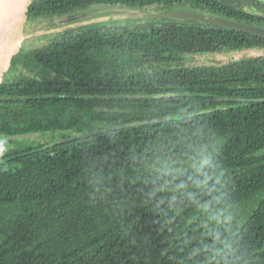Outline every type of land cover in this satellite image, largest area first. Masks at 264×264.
<instances>
[{"label": "trees", "instance_id": "16d2710c", "mask_svg": "<svg viewBox=\"0 0 264 264\" xmlns=\"http://www.w3.org/2000/svg\"><path fill=\"white\" fill-rule=\"evenodd\" d=\"M97 4L264 26V0H31L26 18ZM114 24L51 35L2 77L0 136H80L0 154V264H264V55L187 64L264 38Z\"/></svg>", "mask_w": 264, "mask_h": 264}, {"label": "rangeland", "instance_id": "374dc122", "mask_svg": "<svg viewBox=\"0 0 264 264\" xmlns=\"http://www.w3.org/2000/svg\"><path fill=\"white\" fill-rule=\"evenodd\" d=\"M151 12V11H149ZM127 12V7L120 5H93L86 9H76L68 13H64L55 16L48 20H37L34 23L27 25V30H21L22 34H29L28 38L22 41V52L31 51L41 47L45 41L51 36V33H44L43 31L49 28H55L69 23H77L82 20H93L96 22H91L88 24L100 25L102 27H114L116 26L114 22L123 20H143L141 18H132ZM88 25H83L87 27ZM81 27V26H80ZM77 28V27H76ZM83 28V27H82ZM264 55V48H245L240 50L224 51L223 53H207L204 55H192L188 58L189 65H209L220 62L226 63L234 61L235 59L251 58ZM17 73H21V69L17 66ZM77 134H71L70 130L60 131V130H48L45 132H37L24 134L14 137H4L0 136V154L12 150L13 148H19L24 146H36L38 144H52L62 140L72 139L76 137Z\"/></svg>", "mask_w": 264, "mask_h": 264}, {"label": "water", "instance_id": "95a60500", "mask_svg": "<svg viewBox=\"0 0 264 264\" xmlns=\"http://www.w3.org/2000/svg\"><path fill=\"white\" fill-rule=\"evenodd\" d=\"M30 2L31 0H0V82L2 81L3 74L10 66L12 58L19 52L22 41L29 36V34L21 33V27L26 20V13ZM127 12L130 14L129 16L135 19H180L194 21L264 38V26L188 8H172L158 12H149L139 8L127 7ZM91 22H96V19H86L77 23L64 24L55 28H49L43 32H62L71 28L88 25Z\"/></svg>", "mask_w": 264, "mask_h": 264}, {"label": "flooded vegetation", "instance_id": "af4514ba", "mask_svg": "<svg viewBox=\"0 0 264 264\" xmlns=\"http://www.w3.org/2000/svg\"><path fill=\"white\" fill-rule=\"evenodd\" d=\"M30 24H32L31 23V21H28L27 20V18H26V20H25V22L23 23V25H22V27H21V30L23 31V30H27V25H30ZM95 25V24H94ZM94 25H90V26H94ZM89 26V25H88ZM82 27H85V26H81V27H77V28H71V29H68V30H65V31H62V32H55V33H51V35H54V34H56V33H64V32H69V30H73L74 32L73 33H70L69 35L68 34H66V35H63L64 37H69V39H75V37L79 34V33H81V31H83V30H81L80 28H82ZM77 29H80L81 31L80 32H76L77 31ZM86 31V30H85ZM48 40V39H47ZM48 42L47 41H45V43L43 44V45H46ZM42 45V46H43ZM41 46V47H42ZM21 48H22V45H21ZM20 48V50H19V52L16 54V55H18L21 51H22V49ZM28 52V51H27ZM10 66H11V63H10ZM9 66V68L7 69V71L11 68ZM19 67H20V69H21V73L22 74H24V75H26V77H28V75H30V76H32L33 75V73L29 70V68L25 65V64H22V65H18ZM15 69V71L14 72H16V69L17 68H14ZM6 71V72H7ZM5 72V73H6ZM4 73V74H5ZM3 74V75H4ZM18 74V73H17Z\"/></svg>", "mask_w": 264, "mask_h": 264}]
</instances>
